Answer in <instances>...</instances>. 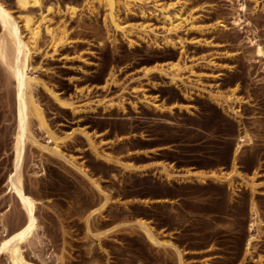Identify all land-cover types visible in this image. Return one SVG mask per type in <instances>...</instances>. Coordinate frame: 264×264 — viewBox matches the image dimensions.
Returning <instances> with one entry per match:
<instances>
[{
    "label": "rangeland",
    "instance_id": "1",
    "mask_svg": "<svg viewBox=\"0 0 264 264\" xmlns=\"http://www.w3.org/2000/svg\"><path fill=\"white\" fill-rule=\"evenodd\" d=\"M0 1L16 10L14 0ZM42 2L51 7L54 26L65 21L69 38L53 46L42 36L29 73L36 81L32 94L58 137L62 157L43 149L51 139L30 122L35 142L25 144L21 176L36 199L38 227L22 248L25 259L31 264H180L177 249L181 264H264V56L254 54L256 44L264 52V0H145L127 14L120 12L133 26L131 46L113 31L102 8L87 12L83 0ZM65 3L78 7L71 19L57 13ZM178 58L186 66L183 82L169 84L155 68ZM110 71L114 75L108 80ZM216 89L240 100L237 119L208 97ZM50 90L72 105L55 102ZM142 93L162 110L143 102ZM15 108V86L0 65V239L24 218L6 185L13 169ZM239 129L252 143L241 148L240 176L234 174L232 187L212 179L184 180L187 170L231 172ZM70 158L83 165L101 192L69 164ZM120 164L139 169L124 170ZM161 165L173 173L169 181ZM255 170L259 184L252 193L241 178L250 181ZM105 198L101 214L93 213L87 224L93 234L103 232L97 240L87 233L85 218ZM251 200L260 223L250 232ZM137 220L172 246L151 244ZM0 264H10L5 255Z\"/></svg>",
    "mask_w": 264,
    "mask_h": 264
},
{
    "label": "bare ground",
    "instance_id": "2",
    "mask_svg": "<svg viewBox=\"0 0 264 264\" xmlns=\"http://www.w3.org/2000/svg\"><path fill=\"white\" fill-rule=\"evenodd\" d=\"M144 1L145 0H83L81 7L87 12H92L94 7L102 8L105 13V20H107L113 31L120 34L131 46L134 42L131 39L133 26L121 19L120 12L127 14L133 7L140 5ZM253 2H256V0H253ZM14 4L16 8L15 11L4 2L0 1V65L15 86L16 131L13 144V169L6 179V185L9 192L14 196L19 206L24 211V218L19 225L0 239V255H5L10 264H31L23 256L22 248L35 236L38 227L35 216L36 199L24 189L21 176V164L25 144L26 142H35L33 141L30 131V122L34 121L39 129L46 133L48 138L51 139L52 145L50 147H43V149H46L52 155L58 157H62V152L57 142L58 137L55 136L54 132L47 124L45 115L32 94V89L36 81L29 73L32 70V59L36 51V46L42 36L45 35L48 38V43L53 46L62 45L67 42L69 38L65 21H62L58 26H54L49 17L52 11L51 7L44 6L42 0H14ZM34 8L37 9L35 10ZM243 8L244 5L241 4V9ZM57 13L61 15L62 19L65 17L71 19L78 14V7L73 4L65 3L62 10L58 8ZM194 23V19L192 20L190 17V26L193 27ZM219 25L224 27L221 22L216 24V26ZM164 44L166 46H174L170 41H165ZM254 54L258 57L264 56L263 49L259 44L255 45ZM155 70L163 74L168 79L169 84L175 85L177 82H183L182 77L183 72L186 70V66L178 58L166 64H161L159 67L155 68ZM148 73L149 71H146L143 76L147 77L149 75ZM192 73L193 72L190 70L189 74L192 75ZM113 75L114 73L110 71L108 80L112 79ZM185 78L189 79L188 76ZM49 93L58 104L72 105L70 102L57 95L56 92L50 90ZM207 95L218 105L225 104L226 111L236 118L240 100L235 97L234 93H230L227 97H223L221 92L216 89L214 91H208ZM142 97L143 102L151 104L154 109L162 110L159 104L155 102L154 98L148 99L145 97L144 93H142ZM114 104L115 103L112 101L108 102L109 107H113ZM181 107L185 110L188 109L186 105H181L179 109H181ZM239 130L236 138L237 140L231 153V172L218 170L216 172L210 171L203 173L200 171L187 170L183 175L185 176L184 180L190 181L195 179L204 183L206 179H212L219 183H226L228 186L232 187L236 183L234 182L232 185L234 174L240 176L237 167L239 161L238 155L241 148L244 144L248 145L252 143L250 135L246 131ZM79 132L88 138L84 129H80ZM140 136L142 137V134H140ZM68 162L75 170L87 178L91 186L101 192L98 182L88 176L82 164H78L74 158H70ZM120 166H122L124 170L132 169V166L126 164H120ZM258 168H261V163L258 164ZM138 169L137 167L132 170L138 171ZM168 170V167L161 165V172L165 179L169 181L173 177V173H170ZM258 174V171L255 170L250 176V181L241 178L243 183L248 184L252 193L256 192L258 189L259 183L253 180ZM106 203L107 199L105 198L104 202L101 203L98 208L91 210L85 218L87 233L93 237L95 236L97 240L99 237L96 236L103 232L93 234L87 224L90 216L95 212H99ZM142 203L147 205L149 204V200L144 199ZM249 211L250 223L248 228L251 232L255 225L260 223L253 200H251ZM135 224L151 244L172 246V244L166 241L158 240L150 224L142 220L135 221ZM2 232H5V228H3ZM252 237V235H249L246 240L244 246V252L246 254L250 253ZM175 253L181 264L180 251L175 249ZM261 263H264V260Z\"/></svg>",
    "mask_w": 264,
    "mask_h": 264
},
{
    "label": "crops",
    "instance_id": "3",
    "mask_svg": "<svg viewBox=\"0 0 264 264\" xmlns=\"http://www.w3.org/2000/svg\"><path fill=\"white\" fill-rule=\"evenodd\" d=\"M145 146H152L154 145V143H148V144H144Z\"/></svg>",
    "mask_w": 264,
    "mask_h": 264
}]
</instances>
